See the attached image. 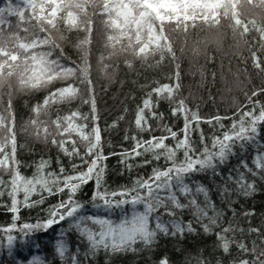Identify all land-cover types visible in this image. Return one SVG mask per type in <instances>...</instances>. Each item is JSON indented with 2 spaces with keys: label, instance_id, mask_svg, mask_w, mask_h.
I'll use <instances>...</instances> for the list:
<instances>
[{
  "label": "snow or ice",
  "instance_id": "obj_1",
  "mask_svg": "<svg viewBox=\"0 0 264 264\" xmlns=\"http://www.w3.org/2000/svg\"><path fill=\"white\" fill-rule=\"evenodd\" d=\"M0 5V89L6 84L11 89L14 79L20 91L48 90L32 107V118L23 130L31 127L36 139L56 145L70 161L80 160V164L71 163L70 171L59 160L58 169L50 170L51 161L41 157L35 162L33 175H23L21 161L17 159L15 116L9 92L7 107L0 111V197L10 198V203L3 206L16 221L0 228L3 234L0 245L9 254L18 240H35V247L39 248L37 234L47 233L62 222H67V229L58 233L52 248L61 264H92L100 252L111 257L151 250L159 236L183 239L186 234H196L198 226L203 233L216 236V247L223 253L230 254L233 246L239 250L240 258L233 259L231 264H264L261 246L264 232L256 227L245 230L234 219L227 220L212 199L214 194L222 196L233 218L255 215V209L237 213L232 197H250L256 191L257 179L264 181V102L258 98L264 95V85L253 87L250 94L245 91L247 103L238 106L231 117L219 114L201 117L180 94V65L176 63L174 48L176 35L187 38L197 29H216L219 43L223 35L219 29L226 26L236 40V47L247 48L253 68L264 74V59L257 54L264 52V22L258 23L255 15L247 19L252 8L264 12V0H6V3L0 0ZM12 17L17 18L15 25ZM97 17L106 33L104 47L108 54L101 53L97 58V66L104 74H109L108 69L112 67L105 61L119 56L126 57L124 63L129 68L134 60L147 61L157 56V65L170 59L176 67L169 77L173 82L152 88L137 106L133 120L137 131L124 136L125 140L133 141L132 147L107 156L103 152L101 129L96 123L99 116L90 78L89 46ZM60 23L68 31L86 33L76 45L81 51L79 64L65 56L63 42L67 37L61 33ZM253 30L258 33V41L255 37L252 41L246 39ZM197 43L206 46L208 40ZM193 52L199 54L200 49L193 48ZM56 81L65 84L50 87ZM84 96L87 99L83 103L90 106L89 113L77 109L65 115L57 114L54 119H41L50 117L49 110L54 105ZM162 100L168 102L173 117L183 118L179 131L166 123L164 113L157 110ZM223 120H231V124L226 126ZM89 121L92 122L90 130ZM151 121H158L157 126ZM201 123L212 126L211 137L205 136ZM116 124L114 121L111 127ZM157 129L161 134H152ZM146 132L150 133L147 139L142 135ZM195 133L199 134V148L194 144ZM169 140L174 144H169ZM178 153H182V158ZM111 155H120V163L128 171L161 159L167 163L153 167L150 175L135 177L130 186L110 190L106 186L104 162ZM148 155L151 159L145 158L139 165L133 163ZM233 157L238 158L237 165L228 168ZM225 170L228 174L219 184H214ZM89 182L94 184L92 197L82 202L76 194ZM45 193L48 196L66 193V198L50 205L43 218L20 222L21 207L43 205ZM35 195L39 199H33ZM89 204L93 209H104L105 214L86 211ZM117 209L122 210L117 219L107 214ZM184 211L191 213V220L182 219L179 214ZM245 231L255 233L260 244L253 240L249 246L236 238L237 232ZM21 264H48V261L46 257L34 255ZM159 264H170V261L165 256ZM197 264L210 262L198 257Z\"/></svg>",
  "mask_w": 264,
  "mask_h": 264
},
{
  "label": "trees",
  "instance_id": "obj_2",
  "mask_svg": "<svg viewBox=\"0 0 264 264\" xmlns=\"http://www.w3.org/2000/svg\"><path fill=\"white\" fill-rule=\"evenodd\" d=\"M6 3V0H3ZM16 2V0H14ZM257 19L258 23L264 22V12L260 8L250 9L247 19ZM97 22L93 26L91 35L90 64L92 71L90 78L93 81L95 89V101L97 114L99 116L96 122L101 129L103 152L107 156L109 153H120L123 149L132 147L131 139L125 140L124 136L127 133L131 136L136 132L133 124L135 111L140 105L147 93L152 88L158 87L160 84L172 83L169 77L173 76L176 71L175 64L170 59H165L162 63L156 64L159 57L149 58L147 61L134 60L131 68L124 63L126 57L119 56L105 63L111 65L108 69L109 74H104L97 66V58L103 53L105 56L108 50L104 47L106 33L103 25L98 21L99 18H94ZM16 17H12V24H16ZM225 22L222 21V24ZM61 33L67 37L63 42L65 56L77 64L80 63L81 51L76 47L79 40L86 36L82 30L68 31L63 23L59 25ZM251 27V26H250ZM222 37L217 43V30H194L185 38L183 35H176L174 38V48L179 63L180 73V94L186 98L188 106L193 111H198L199 115L204 118H209L217 114L221 116L231 117L240 105L247 103L244 95L245 91L251 92L253 87L264 85V74L258 73L252 66L251 54L245 47H236V40L232 36V32L226 26L219 29ZM258 41V33L255 30L249 32L246 39L252 41L253 38ZM207 38L208 43L205 46L203 43H197ZM199 48V54H194L193 48ZM258 47V44H257ZM184 51L181 52L180 49ZM259 56L264 59V52H258ZM213 58V59H210ZM68 63V60L62 61ZM213 73L215 77L213 78ZM73 82V81H68ZM77 84L79 81H75ZM12 88L9 89L6 84L0 89V111L7 107L9 92L11 91L12 111L15 116V129L17 140V159L21 161V172L25 176H32L35 171V162L41 157L51 161L50 170L58 169L57 161H61L66 169L71 170V163L80 164V160L75 158L70 161L68 157L57 148L56 145L42 140L36 139L32 135L33 129L28 128L24 131L26 122L32 118V107L41 101L48 90L39 91H20L15 80L11 81ZM64 81H56L50 87H62ZM83 88L84 86L81 85ZM264 102V95L258 97ZM87 99L86 96L77 98L69 103L54 105L50 111V117L42 116L41 119H54L57 114L65 115L73 110H79L82 113H89L90 106L83 103ZM156 97L153 96V100ZM164 113L165 122L168 123L174 130L179 131L183 126L182 117H173L170 112V107L167 101H161L157 109ZM7 115V113H5ZM123 116L124 119H120ZM117 122L116 127H111L113 122ZM154 127L158 121H151ZM226 126L231 124V120H223ZM92 127V122L89 121V130ZM205 136L211 137L214 129L207 123H201ZM155 135H160L157 129ZM145 139L150 133L142 134ZM194 144L197 148L200 147L199 134H193ZM169 144H174V141L169 140ZM83 151V148L81 149ZM241 156L245 155L240 153ZM178 157L182 158V153H178ZM151 159V156L141 157L134 164L139 165L143 159ZM237 157H233L227 166L232 168L237 165ZM120 155H111L104 162L106 165V186L110 190L119 189L121 186H130L132 181L137 176H147L151 174V169L157 166H164L167 162L161 159L153 161L152 164L146 166L133 167L131 171L125 170L120 163ZM227 170L214 184H219L227 175ZM194 179H203L195 177ZM206 182V181H205ZM94 191V184L89 182L84 185L81 191L76 194V198L82 202L90 201ZM215 191V190H214ZM46 199L43 205L34 208H23L20 211V222H35L37 218H43L46 215V209L50 205L56 204L60 199L66 198V193L48 196L44 194ZM33 199H39L38 195L33 196ZM212 199L216 202L219 209L223 210L227 220L234 219L240 227L247 230L249 227L260 228L264 232V181L257 179L256 191L250 197L233 196V206L237 213H243L249 209H255V215L244 217L238 215L233 218L232 212L229 211L224 204L222 196L213 195ZM10 203V198L5 195L0 197V228L8 226L16 221H13V214L7 207L3 206ZM86 211L97 215L105 214L104 209H93L90 204ZM122 213V210L117 209L113 213H107L113 219H117ZM182 219L187 222L192 219V215L188 211L179 214ZM168 219V217H164ZM196 226V225H194ZM197 227L196 234H186L183 239L177 237L159 236L157 243L151 250H142L138 252H128L125 254L108 257L104 252H100L98 256L93 258L92 264H159L162 257H167L170 264H197V258L201 257L210 262L217 264L221 261L222 264H231L233 259L240 258L239 250L233 246L230 254L223 253L222 250L216 247V236L214 234H205ZM62 229H67V222L54 225L47 233H38L37 239L40 242V247H35V240L22 241L18 240L15 244L12 253L9 254L6 247L0 245V264H21L25 259H31L34 255H39L42 258L46 257L48 264H61L58 257H55L52 252L54 240ZM3 234L0 233V236ZM236 238L244 240L251 245V241L255 240L260 244L255 233L237 232ZM75 239V237H73ZM264 247V245H261ZM137 247H142L137 245ZM71 250V249H70ZM81 253L84 251V246H81Z\"/></svg>",
  "mask_w": 264,
  "mask_h": 264
},
{
  "label": "rangeland",
  "instance_id": "obj_3",
  "mask_svg": "<svg viewBox=\"0 0 264 264\" xmlns=\"http://www.w3.org/2000/svg\"><path fill=\"white\" fill-rule=\"evenodd\" d=\"M0 6H2V5H0Z\"/></svg>",
  "mask_w": 264,
  "mask_h": 264
}]
</instances>
